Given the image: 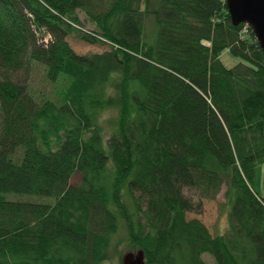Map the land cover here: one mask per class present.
Returning a JSON list of instances; mask_svg holds the SVG:
<instances>
[{
    "label": "trees",
    "instance_id": "trees-1",
    "mask_svg": "<svg viewBox=\"0 0 264 264\" xmlns=\"http://www.w3.org/2000/svg\"><path fill=\"white\" fill-rule=\"evenodd\" d=\"M226 10L0 0V264H264V52ZM69 37L108 50L78 54ZM32 64L57 101L11 77ZM223 188V234L187 221Z\"/></svg>",
    "mask_w": 264,
    "mask_h": 264
},
{
    "label": "rangeland",
    "instance_id": "rangeland-1",
    "mask_svg": "<svg viewBox=\"0 0 264 264\" xmlns=\"http://www.w3.org/2000/svg\"><path fill=\"white\" fill-rule=\"evenodd\" d=\"M84 28L90 29V24L81 17ZM68 42L73 48V50L78 54H87V53H101L108 48L105 45H89L84 42L78 41L73 37L68 38ZM220 59L222 63L230 68L233 67L235 64L238 63V59L230 56L227 51L222 52ZM11 77L14 79H23L28 84L29 89L33 92L34 97L39 100L41 98L56 100L58 98V91L60 90V86L58 84H53L47 82L45 79V72L44 68L38 64H32L30 66L29 71L27 72H19V73H11ZM71 185H78L80 183V176L75 175L72 180L70 181ZM253 188L255 191L264 194V165H260L257 168ZM224 192L225 188L221 190L218 197L213 200L209 201L204 200L202 201V209L200 213H186V219H197L200 220L206 228L209 230L210 234H223L227 228V221L226 216L224 213L220 212L219 203L224 202ZM185 194L188 197H191L192 200L196 203L198 200L194 196L193 192L185 190ZM6 198L10 201H23V202H30V203H42V204H52L54 203L53 198H42L37 196H30V195H16V194H6ZM124 258L123 262L128 263L129 260L128 256ZM206 264H215L214 259L209 256L208 254H204L202 256ZM130 263V260H129ZM108 264V263H107Z\"/></svg>",
    "mask_w": 264,
    "mask_h": 264
},
{
    "label": "water",
    "instance_id": "water-1",
    "mask_svg": "<svg viewBox=\"0 0 264 264\" xmlns=\"http://www.w3.org/2000/svg\"><path fill=\"white\" fill-rule=\"evenodd\" d=\"M225 5L232 24L250 27L264 52V0H225ZM127 264L141 263L139 258H134Z\"/></svg>",
    "mask_w": 264,
    "mask_h": 264
}]
</instances>
